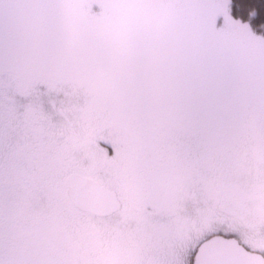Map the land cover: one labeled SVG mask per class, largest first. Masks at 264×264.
<instances>
[{
    "label": "snow or ice",
    "instance_id": "6c2138e0",
    "mask_svg": "<svg viewBox=\"0 0 264 264\" xmlns=\"http://www.w3.org/2000/svg\"><path fill=\"white\" fill-rule=\"evenodd\" d=\"M249 134L264 158V0H0V264H249L156 227L196 228L179 201ZM116 214L126 254L80 246Z\"/></svg>",
    "mask_w": 264,
    "mask_h": 264
},
{
    "label": "rangeland",
    "instance_id": "374dc122",
    "mask_svg": "<svg viewBox=\"0 0 264 264\" xmlns=\"http://www.w3.org/2000/svg\"><path fill=\"white\" fill-rule=\"evenodd\" d=\"M217 191H219V195L215 194ZM218 204L224 205V213L220 214L215 211V205ZM157 213L156 227L165 230L170 228L175 234V224L166 226L167 223L163 221L162 215L164 213L159 210ZM176 213L197 221L196 228L187 222L179 224V226H183L180 230L185 228V239L190 235H199L208 228H219L229 232L236 231L242 238L243 231L246 233L245 228L250 227L248 223H252L251 228L248 229L252 233L250 234L251 238L256 234L254 238L257 241L260 240L261 245L264 244V158H262V149L259 147L256 138L249 134L231 159L216 172L206 188L195 193H186L179 201ZM217 213L223 220L220 223L215 219L213 221ZM243 214H245L244 217ZM103 220H107V222ZM97 226L99 229L98 237L78 241L82 248H87L91 243L100 249L127 253L123 242L133 238L131 234L135 233L136 230L134 219L116 214L110 220H97ZM101 229L108 230L107 234L111 238L106 245H104L106 240L102 236L103 231Z\"/></svg>",
    "mask_w": 264,
    "mask_h": 264
},
{
    "label": "flooded vegetation",
    "instance_id": "af4514ba",
    "mask_svg": "<svg viewBox=\"0 0 264 264\" xmlns=\"http://www.w3.org/2000/svg\"><path fill=\"white\" fill-rule=\"evenodd\" d=\"M218 200V199H217ZM235 210H237L236 209V207H235ZM215 211H217V212H219L220 214L221 213H224L225 212V208H224V205L222 204H218V205H215ZM157 213V212H156ZM234 213V212H233ZM157 214H159V213H157ZM163 215V221L164 222H166L167 223V225L166 226H168V225H171V223L169 222V219H168V216L167 215H164V214H162ZM244 215L245 214H243V217H244ZM115 215H112V216H110V217H103V218H100V219H98V220H101V219H109L110 220V218H112V217H114ZM156 217H157V215H156ZM221 216L220 215H218V213L214 216V218H213V221H214V219L215 220H218V223H220V222H222L223 220H222V218H220ZM222 217H223V214H222ZM103 221H105V222H107V220H103ZM104 222V223H105ZM227 224H229V223H227ZM248 225H250V227L249 228H251V226H252V223H248ZM182 227L183 226H179V224H175V228H176V232H175V238H174V242H173V246H172V250H173V252L176 254V255H184L185 254V241H186V239L184 238V235H185V228L183 229V230H180V229H182ZM249 228H245V230H246V233L243 231V233H242V238H241V236L238 234V233H236V231L235 232H229V231H223V232H225V233H229V234H231V236H233V237H235L243 246H245L247 249H249V250H252V251H256V252H259V253H261L263 256H264V244H260V240L259 241H257L254 237L256 236V234H255V236L253 235L252 236V238H251V235L250 234H252V233H250V231L248 230ZM170 229V228H169ZM168 229V230H169ZM217 229V228H216ZM219 229V228H218ZM102 231H103V233H102V236L105 238V242H104V245H106L108 242H110V240H111V238H110V235H108L107 234V231L108 230H104V229H101ZM221 230V229H220ZM248 231H249V235L247 234L248 233ZM253 234H254V232H253ZM181 238H183L182 240H180ZM254 238V239H253ZM252 241H251V240ZM133 243H134V240H133V238H130V239H128V240H125L124 242H123V244L125 245V247L124 248H126V250L128 251L129 249H131L132 247H133ZM108 251H110L111 252V250L110 249H107ZM125 250V251H126ZM121 254H125V253H121Z\"/></svg>",
    "mask_w": 264,
    "mask_h": 264
},
{
    "label": "water",
    "instance_id": "95a60500",
    "mask_svg": "<svg viewBox=\"0 0 264 264\" xmlns=\"http://www.w3.org/2000/svg\"><path fill=\"white\" fill-rule=\"evenodd\" d=\"M231 238L233 241L231 246L241 247L246 254L249 264H264V256L261 253L249 250L245 246H243L235 237L231 236Z\"/></svg>",
    "mask_w": 264,
    "mask_h": 264
}]
</instances>
